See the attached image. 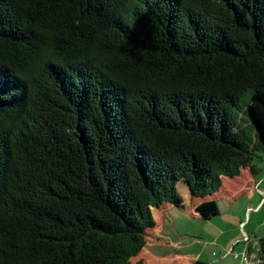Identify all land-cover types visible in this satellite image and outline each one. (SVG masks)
<instances>
[{
    "label": "trees",
    "instance_id": "trees-1",
    "mask_svg": "<svg viewBox=\"0 0 264 264\" xmlns=\"http://www.w3.org/2000/svg\"><path fill=\"white\" fill-rule=\"evenodd\" d=\"M263 150L264 0H0V264H144Z\"/></svg>",
    "mask_w": 264,
    "mask_h": 264
},
{
    "label": "crops",
    "instance_id": "crops-1",
    "mask_svg": "<svg viewBox=\"0 0 264 264\" xmlns=\"http://www.w3.org/2000/svg\"><path fill=\"white\" fill-rule=\"evenodd\" d=\"M261 153L263 155L260 156V153H257L255 157L257 162L253 165L257 171L254 176L251 174L249 168H243L239 177L231 179L223 178L219 191L207 199L213 201V197H222L223 195L227 196V199L231 202L239 199L240 204L236 207L235 205L231 207L229 212L231 219L225 222L226 224L221 229L217 227L216 232L208 237L209 240H204L203 245L200 246V250L197 253L194 255L179 253L183 245H185L183 239L187 237L186 234H178L177 239L173 238L172 235H161L164 227L170 231L167 233H172V231L178 233L179 230L176 225L178 218L204 221L195 211V207L198 206L200 201L192 200L186 191H182L181 195L184 199L183 208L177 210L166 205L153 209L154 228L150 231L148 230L145 235V245L152 243L168 246V250L173 251L168 253V259H165L167 262H164V256L163 259L155 258L144 249L141 250L136 258L142 260L140 259L142 256L145 255L148 258L150 255L152 261L156 262V264L159 262L164 264H264V257L259 252L260 239H264V221L245 229V226L250 222L249 214L258 213L264 207V150ZM255 198L256 201L252 202ZM245 216H248V222L244 224ZM217 217H219V214L211 220H217ZM262 225L263 229L259 230V227ZM241 236H245V241L241 240ZM206 251H210V254H206ZM233 251L236 256H229ZM244 255L248 258L247 261H243Z\"/></svg>",
    "mask_w": 264,
    "mask_h": 264
},
{
    "label": "rangeland",
    "instance_id": "rangeland-1",
    "mask_svg": "<svg viewBox=\"0 0 264 264\" xmlns=\"http://www.w3.org/2000/svg\"><path fill=\"white\" fill-rule=\"evenodd\" d=\"M260 156L263 155V153L259 152ZM257 162L256 159H253V164H255ZM252 164V165H253ZM264 185V182H263ZM227 196H223L222 197H213V202L217 205V209L219 211V217H217L216 219H213L211 221H202V220H198V219H193V220H185L182 218H178L176 220V225L177 228L179 230L178 233H176V231H172V233H167L170 232L168 229H165V227L163 228L162 231V236H168V235H172L173 238H178V234L183 235L186 234L187 237H185L183 240L185 241V245H183L182 249L179 251L180 254L182 253H189L190 255H194L195 253H197L198 250H200V246L203 245L202 243H204L205 241H208L211 235H213L216 232V229L218 227V229L222 228V226H224L227 222L231 219L230 214V209L231 207H233L235 205V207L237 205L240 204L239 199L238 200H234L233 202L229 201L227 199ZM242 198V197H241ZM240 198V199H241ZM256 198L252 201L255 202ZM229 209V210H228ZM228 210V211H227ZM249 221L248 222V216H245L244 218V224L246 222H248V224L245 226V229L251 228L252 226H255L256 224L264 221V207L260 209V211L258 213H250L249 214ZM264 224V223H263ZM263 229V225L261 227H259V230ZM152 230V229H151ZM150 231V230H149ZM264 231V230H263ZM241 232V231H239ZM245 236H241V240L245 241ZM144 250H146V252H148L150 255H152L155 258H161L163 259L164 257V262L168 259V253L172 250H168V246H161V245H157V244H146L144 246V248H142ZM173 249V248H172ZM213 251V250H211ZM175 252V250H174ZM145 253V252H144ZM206 254H210V251H206ZM231 253V252H230ZM149 255V257L147 258V256H142L143 263L144 264H156V262L152 261L151 256ZM164 256V257H163ZM229 256L235 257V253L233 251V253H231ZM139 258H135L132 260V263L138 261ZM158 264H164L159 262ZM166 264V263H165Z\"/></svg>",
    "mask_w": 264,
    "mask_h": 264
},
{
    "label": "built area",
    "instance_id": "built-area-1",
    "mask_svg": "<svg viewBox=\"0 0 264 264\" xmlns=\"http://www.w3.org/2000/svg\"><path fill=\"white\" fill-rule=\"evenodd\" d=\"M247 259H248V258L244 255V256H243V261H247Z\"/></svg>",
    "mask_w": 264,
    "mask_h": 264
}]
</instances>
